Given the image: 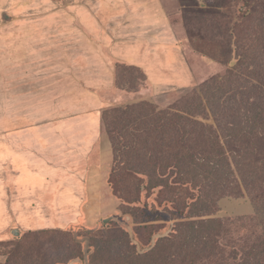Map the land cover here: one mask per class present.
Here are the masks:
<instances>
[{
  "label": "rangeland",
  "instance_id": "374dc122",
  "mask_svg": "<svg viewBox=\"0 0 264 264\" xmlns=\"http://www.w3.org/2000/svg\"><path fill=\"white\" fill-rule=\"evenodd\" d=\"M262 28L264 0H0V264H264V187L208 202L214 180L148 186L139 158L113 183L103 122L147 103L214 125L203 86Z\"/></svg>",
  "mask_w": 264,
  "mask_h": 264
},
{
  "label": "trees",
  "instance_id": "16d2710c",
  "mask_svg": "<svg viewBox=\"0 0 264 264\" xmlns=\"http://www.w3.org/2000/svg\"><path fill=\"white\" fill-rule=\"evenodd\" d=\"M251 43L248 47L243 45V55L250 59L249 63L246 62L245 66L241 59L235 71L230 72L232 80H227L226 84L232 85L245 70L246 76L254 78L253 80L246 79L240 86L236 83V90L231 85L226 88V84L216 80L203 86V94L207 96L206 108L212 111L214 125L204 122L208 119L206 115L203 121H199L194 113H190V109L186 112L172 107L170 110L157 112L147 103L129 107L128 110L112 109L103 114L105 128L115 148V163L110 180L113 179L114 183V178L121 177L117 174L120 164H127L129 158H139L147 159V173L142 176L147 180L148 186L157 185L173 190L185 184L184 182L192 188L197 183L202 185L204 181L214 180L218 185L208 191V202L212 196L231 193L237 195L241 190L226 189L233 183L231 179L238 184L245 182L253 189L264 187V28L252 38ZM196 97L197 95L187 98L193 106L197 101ZM251 97L253 101H249ZM140 111L147 113L143 121L133 114ZM150 113L156 117H152ZM140 124L147 129L134 128V125ZM148 125L160 130L150 129ZM130 129L141 130L143 133L135 135ZM141 135L144 145H147L146 156L137 154L130 145L133 136L139 138ZM121 144L130 148L120 151ZM162 150L165 156L162 155ZM172 158L175 169L164 175ZM160 168H164V171L160 172ZM128 177L135 178L131 175ZM113 189L116 192L114 187Z\"/></svg>",
  "mask_w": 264,
  "mask_h": 264
}]
</instances>
